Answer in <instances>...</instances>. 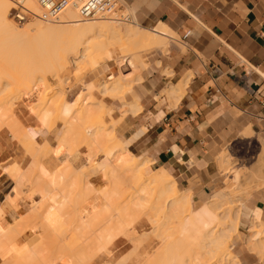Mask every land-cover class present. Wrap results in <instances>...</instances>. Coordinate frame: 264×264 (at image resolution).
Instances as JSON below:
<instances>
[{
	"label": "bare ground",
	"instance_id": "obj_1",
	"mask_svg": "<svg viewBox=\"0 0 264 264\" xmlns=\"http://www.w3.org/2000/svg\"><path fill=\"white\" fill-rule=\"evenodd\" d=\"M18 1L34 14L29 19L34 18L36 21L25 25L24 22L20 23L23 26L17 25L9 17L13 0H0V95L5 88L11 87V85L23 84L29 90L33 86L34 79H37L40 87L43 84L45 85L44 91L39 87L41 93L48 92L42 94V100L39 98V101L36 102H47L46 99H43L47 94L51 98V102L48 99L49 103L47 102L45 106L44 103L41 105L42 102L40 104L34 103L33 107L35 105L41 107V111L39 109V117H37V108V110L35 109V113L37 111L35 116L40 119L42 124L46 125L49 123L48 127L50 122L53 127L58 121H63L66 124V127H64L66 130H63L65 134L62 133L64 136L61 135L62 139L60 138V142L57 145L58 148H53L46 141L42 143L43 145L38 144L34 137L29 135V132L26 134L23 131V127L22 130L18 123L19 121H16L17 118L8 120L3 115H0V130L7 125L12 136L22 143L25 150L27 149L33 158L32 166L25 170H22L16 164L4 167V172L10 175L15 182L14 190L12 187L11 189L17 195V198L12 200L6 197L8 199L7 205L14 206L23 198L21 192L25 191H23L24 188L22 189V187L27 179L32 180V182L31 180L28 181L31 182L30 185L33 184L31 189L27 182L29 188L26 186V192L27 189H31L32 192L39 195L38 201L32 204H24L20 210H15L14 215L7 221L3 220V215L6 214L7 209L3 206L0 207L1 261L4 264H86L99 254L107 251L109 246L113 245L121 237L129 238L132 235L129 225L132 226L131 223L140 218L138 217V209L146 208L151 213L153 212L155 217L164 219V225L170 227L175 224L177 230L173 228L176 230L175 232H167L163 236L160 234L162 247L145 264H239L238 258L231 252L230 241L233 235L240 230L241 214L237 208L235 219H230L226 213L222 215L225 212V206L235 204L232 198L234 183L232 185L226 183L227 187L215 194L206 206L194 209L191 193H181L172 176L164 169H158V171L152 169L149 178L145 179L143 174L151 166L150 162L148 160L140 161L135 155L131 154L128 143L125 141L119 142L113 133L114 131H108L111 129H108V124L105 125L108 129L107 131L103 127L104 124H101L102 120L99 121L101 122V127L97 126L99 122L96 125L93 124L94 116L100 112H95V115L94 111H91L95 109L92 107L95 105L94 101L91 100L92 97H90V100L93 101L92 106L89 105L90 107L86 108L85 104H91V102L88 101L89 98L87 101L81 98L80 102L86 101V103L82 102V105L80 103L78 108H76L77 106L75 107L74 104L65 103V93L58 91L59 94L61 92V96H59L56 92L59 100L54 97L56 94H53V100L50 89L47 90L50 86H47V76L45 78V75L48 73L56 74L59 76V81H63L62 72L66 70L69 63H72L76 68L82 69L85 65H93L101 59L111 58V60L115 59L117 64L120 63L121 68L128 67L130 72L121 75V77L123 76L122 78L114 77L113 81L110 82H102L100 84L103 81L101 80L99 83V88L101 89L97 88V90L104 95L113 94L118 96L125 87L127 88L133 84L132 78H129L132 74H134V77H138L134 82L142 79L141 72L147 66L145 59L149 56L148 53L150 51L157 56V64H161V54L164 52L168 53L171 49L173 40L171 30L162 24L152 29L140 27L131 21H127L130 24H121L114 15L116 13L111 16H96L90 20H83L77 10L72 7L64 10L60 15V19L53 22L45 19V11L41 8L38 0ZM61 20H64L65 23ZM122 20L124 21L125 17ZM44 21L56 24L50 25ZM78 21L93 22L82 24ZM61 34L63 35L62 37ZM57 35L59 38L61 37L60 40L59 38L57 39ZM45 37L47 39L51 37V41H62L59 42L62 43L59 45H63L61 47L63 50L60 49V51H66V55H62L63 52L59 55L55 54L58 58L53 61L56 57L52 59V56L49 55L51 56L50 59L45 58V51L43 56L40 55L43 57L42 59L40 57L41 60L38 58L39 55L35 56L37 59L34 57L30 59L33 55L30 56L29 54L30 57L27 58V50H30L32 46L34 48L37 44L36 42L39 43L38 40L40 38L45 39ZM54 41L51 45H54ZM40 43H43L42 40H40ZM41 44H39L40 48ZM22 46L23 49L26 46L28 49L22 50ZM43 47L42 50H44ZM50 49L52 50V48ZM21 50L23 52L27 51L25 52L26 54L21 53ZM84 58L85 62L79 64L78 61ZM106 67H110V65H106ZM188 84V80H183L178 84L171 85L165 92L167 98L175 105L183 97ZM86 85L89 90L93 87L91 83ZM38 89L32 88L35 92ZM40 90L37 92H40ZM84 90L86 88L83 89L82 95L85 92ZM80 93L81 91L78 93L77 99L81 95ZM86 94H88L87 91ZM60 97L65 101L60 102ZM35 98L38 100L37 96ZM1 105L4 107L3 102ZM97 105L99 107L100 104ZM91 107L92 109H90ZM4 110L2 111L4 112ZM12 110L10 107L7 112L12 115ZM100 110L103 112L100 115L103 114L102 116L104 117V105ZM68 116H73V120L70 122V118L66 120ZM48 129L52 128L49 127ZM83 147L89 148L88 150H91L94 154L95 151L104 152L106 157L112 160L110 165L107 164L105 170L106 177L108 176L112 184L111 186H109L110 183L108 184L111 187L110 200L116 201L112 202V206L110 205V210L113 208V211L111 210L113 213L108 210L110 213L105 214V216L110 214L109 217L106 216L108 218L106 221H104L105 217L103 221L101 220L102 211H107L106 207L102 211L99 210L102 216H97V211L94 213L86 199L89 197L87 195H90L89 192H93L95 189L91 183H88L89 177L87 176L88 178H86L84 176V168L75 171L71 165H68L70 166L69 168L68 166H62L64 169L60 166L62 169L60 168L52 173L48 167L42 166L40 163L41 159L49 153L58 154L59 149H68L70 154H74ZM118 151H121L122 154L126 152L127 156L121 153L118 154ZM88 158L93 160L92 153ZM223 159H221L223 161L221 165L224 172H230L229 165H227V162L225 164V154ZM262 161L264 168V157ZM36 167H39L38 171L41 173L35 170L37 169ZM37 172L39 173L37 174L38 176L36 175ZM101 172L104 173L105 171ZM35 175L40 177L37 178ZM82 177L86 178L85 183ZM257 177L259 181L257 184L255 183L256 185L254 184L256 190L264 187V174L257 175ZM35 178L37 180L33 181ZM84 186L87 188V192H83ZM104 188L103 191L106 190ZM108 188L107 191L110 189ZM129 189L130 191H127ZM84 193L85 197L83 196ZM99 193L101 192L99 191ZM105 194L108 195V192H105ZM14 195L12 193L11 197ZM124 195H127V198L123 201L121 199ZM106 196L105 198H108ZM67 198L71 201L69 202ZM107 201L111 203V201ZM235 201L240 202L241 199ZM108 202L106 204L109 205ZM245 202L243 199L241 204L244 206ZM241 204L240 206H242ZM108 205L107 207H109ZM249 218L250 223L247 225L249 236L247 237L246 245L250 251L264 260V222L260 215L256 213L250 214ZM167 226L165 228H168ZM122 263L124 264V261H121Z\"/></svg>",
	"mask_w": 264,
	"mask_h": 264
},
{
	"label": "crops",
	"instance_id": "obj_2",
	"mask_svg": "<svg viewBox=\"0 0 264 264\" xmlns=\"http://www.w3.org/2000/svg\"><path fill=\"white\" fill-rule=\"evenodd\" d=\"M121 1L136 25L152 29L162 24L171 30L180 45L173 44L160 68L172 71L175 84H189L176 106L168 100L157 102L167 78L159 66L148 64L142 79L117 102L137 101L142 108L124 117L116 135L130 143V153L140 161L148 160L151 169L171 175L181 193L190 192L194 207H202L225 187L224 150L246 139L264 140V0ZM213 68L220 70L216 79ZM113 109L114 118H121L124 106ZM61 129L57 125L37 137L56 148ZM42 162L49 170L66 162L84 165L78 154L63 150L49 153ZM226 162L229 165L225 154ZM11 184L12 179L0 173V207L7 209L6 221L39 197L28 192L16 205H7ZM250 211L259 212L264 222V187L251 195L241 210L242 219ZM235 251L240 264H264L254 252L247 253L242 240L235 241Z\"/></svg>",
	"mask_w": 264,
	"mask_h": 264
},
{
	"label": "rangeland",
	"instance_id": "obj_3",
	"mask_svg": "<svg viewBox=\"0 0 264 264\" xmlns=\"http://www.w3.org/2000/svg\"><path fill=\"white\" fill-rule=\"evenodd\" d=\"M15 1H18V0H13V5L10 3L11 4V10L9 12V17L17 25H19V26L22 25L23 26V24H20V23L16 22L15 19L13 18V9L15 8ZM114 15L116 16V18H118L117 21H119V23H121V24H130L127 21H131L132 23L135 22V21H133L134 19L132 17V13L130 12V10L126 6H124V4H123V2L121 0H119L118 8H117L116 14H114ZM124 15L125 16L126 15H130L131 18L129 20H124L123 21L122 18H124L123 17ZM35 21H36V19L31 18L28 21H26V23L24 22V25L27 24V23H30V22L33 23ZM61 21L65 23L64 20H61ZM61 21H60V23H62ZM93 21H86V23H85V21H78V22H80L82 24H88V23H91ZM44 22L47 23L46 21H44ZM60 23H57V24H60ZM132 23H131V25H132ZM47 24H50V25H53L54 24L55 25L56 23H47ZM62 36L63 35L61 34V37ZM47 37H49V36H47ZM47 37H45V39L40 38V40H42V42H43L42 44H43L44 47L40 43V40H38L39 43L35 41L37 43V44L34 43V44H36V46L34 48L32 46V48H30V50L26 46L25 49H28L27 50L28 52L25 51V52L28 53L27 54V56H28L27 58H29L31 55H33L30 58V59H33V57L36 58L39 55L38 58L40 59V57H41L40 55L43 56V54L45 53V51H46V53L44 54L45 55L44 57L45 58L47 57V59L48 58L50 59L51 56H52V59H53V57H56V55L62 54L61 52H63L62 55H64L66 53V51L65 52L64 51H60V49L63 50L61 48V47H63V45H59V44H62V43H59V42H62V41H58V40L57 41H54V40L51 41L50 40L51 37L49 39H47ZM58 38L59 37L57 35V39ZM60 38H59V40H60ZM176 38H178V37H176ZM65 39H67V38H65ZM49 40L51 41V43H50ZM53 41L55 43H54V45H51ZM28 44H30V43H28ZM39 44H41L40 45L41 48L39 47ZM63 44H64V42H63ZM173 44H177V45L179 44V42L177 41V39H173V41L171 42V48H172ZM32 45H33V42H32ZM67 46H69V45H67ZM30 47H31V45H30ZM42 47H43L44 50H42ZM21 48H22V50H25V49H23V46ZM50 48H52V50ZM40 49H41V51H40ZM22 50H21V53L26 54ZM58 51H60V52H58ZM170 52L171 51H169L168 53L167 52H164L163 54H161V59H162L161 60V63H162V61L165 58L167 59L169 57ZM29 54H30V56H29ZM153 54L154 53H152L150 51L148 53L149 56L145 59V62L147 64V66H148V64H151L152 63L153 66H155V67H158L159 66L158 68H160V65L162 66V64H160V65L157 64V56L156 55H153ZM166 54H168V55H166ZM49 55H51V56H49ZM42 58L43 57H41V59ZM57 58L58 57H56L53 61H55ZM78 62H79V64H82L83 62H85V58L79 60ZM106 65H110V67H106ZM147 66H146V68H147ZM74 67L75 66L72 63H69L68 64L66 70H64L62 72V79H63V81H59V79H58L59 76H57L56 74H52V73L49 74L48 73L47 75H45V78L47 76V78H46L47 79V86L48 87L50 86L49 88L47 87L48 88L47 90L50 89V93H51L52 97L56 94V92H57V94H59L58 91H61L62 93H65L66 94V101L63 100L60 97V99H61L60 102H64V101H65V103L69 102L71 104H74L75 107L77 106L76 108H78V106H79L80 103H81V105H82V102L83 103H86V101L88 100V98H89L88 101L91 102V104L87 102L88 104H85L87 106L86 108H89L90 106H92L93 105V101H94V104L95 105L92 106L93 109L94 108L95 109L98 108L99 110L98 109L97 110L94 109V110H91V111L92 112L94 111L93 113L95 115H96L95 112H98V113L100 112V113L97 114L96 116H94V118H93V124L96 125L97 122H99V121L102 120V123L99 122L97 124V126H100L101 127V124L102 125L104 124L103 127L106 129V131L109 128H111L108 131L110 132L111 130H113L114 131L113 133L115 134L117 140L119 142L120 141H123V140H121V139H119L117 137V135H116L117 134V129L121 127V125H122L121 123H122L124 117L128 113L135 114V113H137V112H139L141 110L142 106L139 105L137 101L132 102V103L125 102L124 104H120V105H117V102L119 100H122V98L124 96H126V94L133 88L134 83H137L138 82V81L137 82H134L135 79L138 78V77H134V74H132V76L129 77V78H132L133 84H131L130 86H128L129 89H128V87L127 88L125 87L122 90L121 94H119L118 96L117 95L115 96L113 94H109V95L105 94L104 95V94L101 93V91H98L97 90V88L98 89H101V88H99L100 81L103 80V81H101L100 84H102V82H110V81H113L112 79L114 77L115 78L117 76L118 77H121V75L130 72L129 71L130 69L128 67L127 68H121L120 67V63L117 64V61L115 59L114 60H111V58L101 59L100 61L95 62L93 65H85V66L82 67V69H79V68H76V67H75L76 68L75 69ZM84 68H86V69H84ZM109 68H111V69L108 70ZM119 68H120V70H119ZM160 69L165 74V78H167V79H166L165 88L161 92L162 93V96L156 97L155 99L157 100V102H165L167 100L170 101L168 98H166L167 95L165 94V92L167 91V89H168L167 87L168 86H170L171 84H175L174 83L175 82V79H174L173 73H172V71L170 69H168L166 67H162ZM105 70H108V71H105ZM38 74L40 75V73H38ZM69 74H71L72 76L69 75ZM78 74H79V76H78ZM119 74H120V76H119ZM95 77H98V78H95ZM104 79H105V81H104ZM34 80L35 81L33 83V86L31 88H29V90H27V87L26 86H23V84H19V85L17 84L18 85V88H17V85H11V87L9 86V87L5 88V90L3 91V93L0 95V107L2 106L0 108V115L1 116L3 115L5 117V119H8V120H12L13 118L14 119L17 118L16 121L17 122L19 121L18 123L21 126V128L22 127L24 128V130H23V128H22V130L25 131L26 134L29 132V135L33 136L34 139L38 142V144L43 145L42 144L43 142H41L38 139V137H37V136H40V133H43V132L50 133L57 125L59 126V128L61 126V128H62L61 131H62V133H64L65 131L63 132V130L65 129L64 127H66V124L63 121H58L56 123V125L52 127L51 126L52 123L50 122V126L49 127H51L52 129L49 130L48 129L49 127L47 126L49 123H47L46 125H44V124L41 123L40 119L37 118V117H39V109L41 107L38 106V105H35V107H33V105H34V103H37L39 101V98H41L40 100H42V97L43 96L41 97V95L42 94H46V92H48V91H45V93H43V92L41 93L40 88H42V90H43L44 87H45V85L43 84L42 87H40L39 86L40 84L37 81V79H34ZM60 82L63 83V84H61ZM88 83H91V85L93 86L90 90L87 88V85H86ZM34 87H35V89L36 88L38 89L40 87L38 90H36V92L39 91V90H40V92H37L36 93L35 90L33 91L32 88H34ZM16 88L17 89L20 88V89L17 90ZM85 88H86V90H84L85 92L82 95L83 89H85ZM25 90H27V91L25 92ZM52 90L54 91L53 93H52ZM80 91H81V93H80L81 95L79 96V98H78L79 100H78L76 97H77V95H79L78 93ZM86 91H87L88 94H86ZM61 92H60V94H61ZM57 94L54 97L55 98L57 97V100H59V96H61V95L59 94V96H58ZM47 95L43 99L44 100L46 99L47 102H48V99H50L49 102H51V98L48 97ZM36 96L38 97V100L35 98ZM54 97H53V100H54ZM90 97L93 98V99L91 98V100H93V101L90 100ZM2 98H4V99H2ZM81 98H82V100H85L86 99V101H82L81 100L82 102H80V99ZM2 102L4 104V107H3V105H1ZM40 102H42V101H40ZM40 102L37 103V104H40ZM47 102L44 101V102L41 103V105H43V103H44V106H45L47 104ZM96 104H100L99 105L100 108H103V105H104V117L102 116L103 114L100 115L101 113H103L101 111L102 109L100 110V108L98 107V105L96 106ZM101 104H102V107H101ZM123 106H124L123 115H121V118L115 119L114 118L115 115L113 114V110H114L113 108L118 109L119 107L122 108ZM5 107H7V108H5ZM10 107H11V110L13 109L12 110V115H11L10 112H7V109H10ZM92 107L90 109H92ZM3 108L6 109V110H4ZM36 108L38 109V113L36 111V113L38 114L37 117L35 116V115H37L35 113V109ZM2 110H4V112L5 113H8V114H5ZM40 111H41V109H40ZM8 116H10V117L7 118ZM69 118L71 120H69ZM72 118H73V116L72 117L71 116H68V119H66V120H69V122H70V121L73 120ZM107 124H108V129L105 126ZM41 126H42V128H41ZM43 127H44V129H43ZM9 129L10 128L6 125L5 127L1 128V130H0V173L3 172L4 175L9 176L12 179V177L10 175H8V174H6V172H4V170H3L4 167H6L8 165H11V164H16L22 170H25V169H28L29 167L32 166L33 158H32L31 153L29 151H27V149L25 150V147L22 145V143L17 138H15L14 136H12V133L10 132ZM46 129H48V130H46ZM64 134L62 136H64ZM125 142H127L128 143V146H129L130 143L128 141H125ZM59 146H60V144H59ZM57 148H58V146H57ZM88 149L89 148H87V147H83V148H81V149H79L78 151L75 152L76 154H78L80 157L83 158V164H84L83 166L84 167L82 165L80 167H74L73 165H71V167H73V169L75 171L79 170L80 168L81 169H83V168L85 169V171L83 170L84 171V176L86 178L89 177L88 178V183H91L93 185V188L95 189V190L93 189L94 191L92 190L93 192H89L90 195H87V193H86V195L89 196L86 199H87V201L89 203V206L93 209L94 213L97 211L96 212V215L97 216H102L103 215L101 220L103 221V218L105 217L104 218V221H106L108 219V218H106V216L109 217L110 214H108L106 216H105V214L106 213H110L108 210H110V208L112 206L111 205L112 202L114 203V201H116V200H112V201L110 200L111 199V197H110L111 195L109 193L111 192V187H109V186H111L112 184H111L110 179L108 178V176L106 177L107 174H106V170H105V168L107 167V164L110 165L112 163V160L108 159V157H106V154L104 152L95 151V154L97 153L96 154L97 156H96L94 154V152H92L91 150H88ZM62 150L63 151H66L68 153L70 151L68 149H59V153L58 154H60ZM91 153L93 155V160H90V158H88L91 155ZM120 153H121V151L120 152L118 151V154H120ZM224 153L228 156V159H229V162H230L229 163V170H230V172H224L222 170V168H221V170L223 172V182L225 183V187H227V184L226 183H228V185L229 184L232 185L234 183L233 184L234 187H233V191H232V198H233V201L235 202V204L225 206L226 209H225V212L222 215H224L226 213V214L229 215L230 219H235V217L237 215L236 212L239 210V212L241 214V210L244 209L245 205L248 203L249 198L256 191V188L254 186L259 181L257 175H263L264 174V170H263L264 168L262 166L263 165V161L262 160H263V157H264V140H260L259 141L258 139L252 138V139H246V140H243V141H239V142H237V144H235V146H234L233 149L226 148L224 150ZM86 154H87L88 157L86 156ZM94 155H95V157H94ZM9 157H11V158L8 159ZM6 159H7L6 162H1V161H5ZM42 159H41V162L40 163H41L42 166H45L43 164V162H42ZM89 160H90L91 163L89 162ZM65 164L64 165H61V167L62 166L67 167L68 165H70L69 162H68V164H67V162ZM150 165H151V162H150ZM61 167H58V168H56L54 170H50V172L53 173L56 170L60 169ZM64 167H62V168L64 169ZM69 167L70 166H68V168ZM36 168L37 169H35V170L38 171L39 170V167H36ZM260 168H261V170H260ZM150 169H151V166L144 172L143 175H144L145 179L149 178V175H151L152 169L151 170ZM149 170H150V172H149ZM101 171H105L104 172L105 174L103 172H101ZM38 172L36 173V175L39 174V173H41V172H39V173ZM257 172H258V174H257ZM36 175H35V177L38 176V175L37 176ZM104 175H105V178L106 179L104 178ZM255 175H256V177H255ZM40 176H41V174H40ZM39 177H37V178H39ZM85 177H82L84 183L86 182V178ZM37 178H35V180H33V181H36ZM30 180L27 179L24 182V185H23L22 189L24 188L23 191H25V192H23L24 195L21 192L22 197H24L27 192H32L31 189H32V184L33 183L30 185V183L32 182V180H31V182H28ZM27 182L31 186L30 187L31 189H27V192H26L25 188H27L26 186H28ZM14 183H15L14 180H12L11 187H12L13 190H14V187H15V184ZM108 184H109V186H108ZM105 185H107V186H105ZM104 187L106 188L105 191H103V188ZM225 187L222 190H224ZM28 188H29V186H28ZM107 188L109 189L108 191H107ZM252 188H254V189H252ZM12 189H11L10 192H8L9 194L7 193V196H6L10 200L17 198L16 193H14ZM222 190H220V191H222ZM87 191H88L87 188H85V186H84L83 192H87ZM99 191L101 193H99ZM127 191H130V189L127 190ZM105 192L106 193L108 192V195L109 196L107 194H105ZM12 193H13V195L15 194L13 197H11L12 196ZM83 196L85 197V193H84ZM103 196H104V198H103ZM105 196L108 197V198H105ZM126 196L127 195H124L123 196L124 198L122 197L121 200L124 201L127 198ZM7 198H6V200L8 201ZM38 198L39 197H37V201H38ZM211 199H212V197H211ZM237 199H241V201H243V199H244L246 201L244 203V206H243V204H241V201L240 202H236L235 200H237ZM107 200L111 201V203L108 202ZM68 201H69V199H68ZM65 202H66V200H65ZM107 202L109 203V205L106 204ZM192 204H193V202H192ZM206 204H204L202 207L196 205L194 207V209L203 208L204 206H206ZM240 204L242 206H240ZM67 205H69V204H67ZM107 205L109 207H107ZM240 207H241V209H240ZM104 208L107 209V211L106 210L105 211H102V209L104 210ZM237 208H238V210H237ZM144 209H141V210L138 209V217H140V218H137L136 221L132 220V221H134V222H132L133 224L131 223L132 226L129 225V227H130L129 230L131 231V232L130 231L129 232L132 234V235L130 234L131 236H129V238L121 237L113 245L109 246V248H108L107 251L99 254L97 257H95L94 259H92L90 262H87L86 264H119V263L121 264V261L122 262L124 261V264H145V263H147L148 259L150 257H152L155 254V252H157L162 247V238H161L160 234L163 236V234H165L167 232H173V231L175 232L177 229L175 228V226H176L175 224L171 225L170 227L167 226V225H164L165 224V221H163L164 219L162 220L161 218L155 217V215H154L153 212H152L153 213L152 214L150 212V210H148L146 208H144ZM99 210L102 211V215H101V212ZM111 210L113 211V208ZM98 212L100 213V215H99ZM145 213H146V215H145ZM254 213L259 214V212L250 211L247 216H243V219H242V216L240 215L241 216V219H240V230H239L238 233H236V234L233 235V237H232V239L230 241V246L232 247V251L231 252H232L233 255H234V253H236V251H235V241L236 240H242L243 241V248L247 251V253L253 254L249 250V248L247 247L246 242H247V239H248L247 237L249 236L248 226H247V225H249L248 223H250V218L249 217H250V214H254ZM241 220H243L242 223H241ZM166 226L168 228H165ZM173 228H175L176 230L173 229ZM253 255L256 256L258 258V260L261 261V263H264V260H262V258L260 256H258L256 254H253ZM2 264H4V263L2 262ZM58 264H62V263H58Z\"/></svg>",
	"mask_w": 264,
	"mask_h": 264
},
{
	"label": "built area",
	"instance_id": "obj_4",
	"mask_svg": "<svg viewBox=\"0 0 264 264\" xmlns=\"http://www.w3.org/2000/svg\"><path fill=\"white\" fill-rule=\"evenodd\" d=\"M41 8L45 11V19L49 21H58L60 15L69 7L77 10L83 20H90L96 16H111L116 13L119 0H38ZM34 14L26 9L21 2L15 1L13 9V18L18 23L27 21ZM125 20L131 18L130 15L123 16ZM213 76L216 79L220 70L213 68Z\"/></svg>",
	"mask_w": 264,
	"mask_h": 264
}]
</instances>
